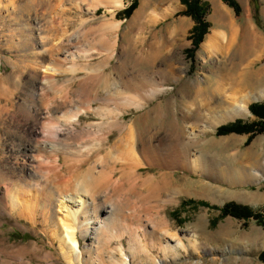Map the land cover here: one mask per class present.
<instances>
[{"label":"rangeland","instance_id":"rangeland-1","mask_svg":"<svg viewBox=\"0 0 264 264\" xmlns=\"http://www.w3.org/2000/svg\"><path fill=\"white\" fill-rule=\"evenodd\" d=\"M75 1L77 8L72 4ZM102 1L87 10L89 0H51L50 9L36 7V11L26 12L20 8L24 0H0V84L8 98V101L0 99V105L5 106L8 111L0 116V157L8 156L5 161L14 166L11 151L15 143H25L29 146L32 144V141H26L30 139L28 134L23 133L27 124L32 121L20 114V105L41 109L46 100L53 102L52 106L59 102L55 98L59 93H53L46 79L47 74L42 72L46 65L55 69L58 84L68 83L66 80L71 79L68 83H71V99L75 101V106L82 108L83 104H79L72 90L80 81L85 82L86 89L93 99L92 110L79 117L80 125L101 121L100 115L96 114H100L98 109L103 106V100L99 97L103 93L101 77L98 76L100 71L109 73L115 80L121 77L122 65L130 80H135L133 75L137 72H145L148 76L143 82L139 104L130 105L119 116L124 125L137 123V134L145 137L144 128H148L154 141L162 139L165 142L166 136H169L175 138V141L179 140L180 145L187 141L185 137L181 141V127L186 125L194 133L193 141L189 144L191 158L202 162V166L198 163L195 166H184L182 160L185 155H182V164L168 169L152 163L146 164L141 160L143 165L138 172L142 177L170 172L178 189L174 201L149 210L148 217L155 219L160 215L165 219L171 227L168 230V233L172 234L168 238L170 245L180 243L179 240L186 245L187 238L191 235L198 237L193 231L198 227H203L206 233L216 235V238L197 239L200 246L205 243L213 247V250L188 253L181 251L182 248L179 247L181 252H178L173 260L160 264H183L185 261L193 264H264L258 258L259 252L264 248V131H259L257 127L247 133H216L218 126L235 120L242 123L264 121L249 110L251 104H264V0H256L255 4L252 0H234L238 5V12L223 0H204L208 3L206 20L209 27L196 47L192 46L189 37L193 21L191 17L181 13L184 6L179 0L173 1L174 9L169 14L144 22H140L137 17L144 0H121L120 7L109 11L104 8ZM254 6L257 7V12H254ZM40 15L44 16V19ZM228 15L233 21L234 32L227 23ZM113 20H118L119 26L102 33L108 43H114L112 55L107 56V52L99 49L100 46L94 43L95 40L91 43L92 36L99 37L101 32L94 31L89 34L88 28ZM173 25L177 26L176 30L168 32V28ZM19 28H22L23 35ZM213 29H220L227 39H232L231 48L224 53H209L201 49V43ZM62 41L75 44L72 47L75 51L73 58L67 56L65 59V54H61L60 50L62 46L57 49ZM43 43L45 46L41 48ZM51 45L55 49L51 48ZM32 51H39L38 55L40 58L43 56V59L30 61L29 58L34 56ZM57 54L62 55L61 58L56 63L51 62ZM32 72L40 77L30 78L29 74ZM160 74L163 76L160 77ZM7 76L14 77L7 83ZM221 77L226 81L234 79L237 83L235 86L241 90L239 92L252 95L255 99L247 103L248 114L237 115L224 123L214 124L213 118L200 107L205 95H202L199 89L214 87L216 80ZM42 78L43 81H40ZM40 86L43 89H40ZM65 89L66 87H62V93ZM119 98L120 95H116L114 100ZM196 108L200 109V114L194 116L193 121L182 123L181 114L194 112ZM123 133V130L119 132L115 129L110 139L118 138ZM138 137L135 134V139ZM118 168L120 167H116L114 178L119 175ZM242 169L247 171L246 178L232 185L222 175L223 170L234 172ZM183 181H186L184 185ZM187 182L191 193H194L187 194L186 189L183 190V187L187 188ZM1 189L0 184V191ZM134 192L140 194L143 190L135 188ZM130 198L134 200L133 195ZM189 200L191 202H188ZM118 201L119 197L116 195L104 201L110 212L117 217L121 212ZM225 203L248 207L257 212L258 216L240 218L222 213L221 207ZM58 214L64 215L62 211ZM143 219L151 225L150 218ZM118 224L119 222L102 234V251L105 255L119 246L120 242L113 238L114 230L119 229ZM41 229L43 227L39 220L36 224H31L19 218L15 212L8 213L0 200V262L6 258L5 254H1L2 250L13 251L19 247L30 249L36 244L40 250L37 254L42 255L46 250H50L53 258L48 262L33 258V264H70L63 260L57 240L49 233L43 235ZM219 230L220 238L217 237L219 233H216ZM248 237H253L256 243H250ZM76 238L79 241L78 251L80 250L83 257V247L87 246L90 240L82 238L79 231H76ZM127 240V235L121 238L124 247ZM230 247L236 250L227 252ZM122 250L124 255L129 254L125 248ZM151 255L164 259L158 250H154ZM212 258L215 260H211ZM103 264L107 263L103 261ZM130 264L147 263L134 261Z\"/></svg>","mask_w":264,"mask_h":264},{"label":"bare ground","instance_id":"bare-ground-1","mask_svg":"<svg viewBox=\"0 0 264 264\" xmlns=\"http://www.w3.org/2000/svg\"><path fill=\"white\" fill-rule=\"evenodd\" d=\"M24 1L20 7L22 11L34 12L36 7L51 8V0ZM89 1L87 10L100 4V0ZM173 1L144 0L137 14L138 20L144 22L164 17L174 9ZM101 3L108 11L122 5L121 0H107ZM72 4L74 8H77L76 1ZM46 12L48 11L46 10ZM40 17L44 19V16L40 15ZM227 23L234 32V24L230 17ZM119 24L118 20H113L88 28L89 34H93L94 31L101 32L99 37L91 35V43L95 40L94 43L98 47L100 46L99 49L106 51L107 56L112 55L114 43H108L102 33L117 28ZM176 27L173 25L167 31L174 32ZM19 30L23 35L22 28ZM21 40L24 42L23 39ZM68 41H66L67 43L60 42L57 47V49L63 47L60 49L62 52L60 53L65 54V59L67 56L73 58L75 55V51L72 50L75 44ZM41 46L43 48L45 44L43 43ZM231 46L232 39H227L220 29H213L201 43V49L209 53L217 51L224 53ZM50 47L53 48L52 45ZM39 53V51H32L31 54L34 56H32L33 59L29 58L30 61L42 60L43 56L40 58ZM61 56L55 55L51 62L56 63ZM28 60L26 59V61ZM23 65L26 67V63ZM123 70L122 65L121 77L118 80L112 79L109 73L98 71L103 87H101L103 93L99 96L103 100V106L98 109L100 114L97 112L96 114L100 115L101 121L80 125L79 117L92 110L93 99L86 89L85 82L80 81L77 87L72 90L76 99L79 100V104H83L82 108L75 106V101L71 99V83L68 84L71 79H67L68 83L65 84L61 82L63 85H60L55 76V69L48 65L43 68L42 72L47 74L46 79L51 86L50 89L55 94L59 93L55 97L59 102L52 106L53 102L49 103V100H46L41 109L37 107H32V109L31 106L25 104L20 105V114L32 121L23 131L30 138L26 141H32V144L29 146L25 143H15L11 151L14 166L5 161L8 156L0 157V184L2 186L0 200H2L3 208L10 214L15 212L19 218L31 224H36L39 220L43 227L41 229L44 232L43 235L49 233L57 240L63 260L70 264H103V261L107 264H130L134 261L160 264L163 261L173 260L175 255L181 251L199 253L200 251L213 250V247L205 245V243L202 246L199 245V242L197 243V239L202 237L216 238V235L206 233L207 231L203 227L193 230L198 237L193 236L194 234L191 235L187 238L186 245L182 240H179L180 243L170 245L168 238L172 234L168 233V230L171 227L165 219L160 215L154 217L155 219L148 217L149 210L174 201L178 189L173 174L170 172L161 173L159 176L142 177L138 172V169L143 165L141 160L146 164L152 163L168 169L179 166V163L182 164L180 160V158L183 159L182 155H185L182 160L184 166H195L197 163L202 166V162L191 158L189 144L193 141L194 133L185 124L181 127V133H183L181 141L185 137L188 142L184 141L185 143L181 145L179 140L175 141V138H169V136H166L165 142L162 139L154 141L148 128H144L145 137H143V135L137 134V123L124 125L119 116L123 114L125 108L139 104L138 99L142 96L143 82L148 75L139 71L133 75L135 80H130ZM162 76L160 74V77ZM13 77H5L7 83L12 81ZM29 77L38 78L40 76L32 72ZM153 78L151 79L154 80ZM233 80L226 81L224 77H221L216 80L214 87L208 86L199 89L200 93L205 95V99L201 100L200 107L213 118L214 124L224 123L237 115L248 114L247 103L255 99L252 95L239 92L241 90L237 89L235 86L237 83ZM40 81H43V78ZM62 87H66L63 93ZM40 89L43 87L40 86ZM6 95L7 93H3L0 84V99L8 101ZM116 95H120L117 101L114 100ZM198 108L194 112L182 113L180 116L182 123L193 121L192 118L200 114ZM2 113L6 114L8 111L5 106L0 105V116ZM13 115L15 117L14 112ZM115 129L119 132L123 130L124 133L118 138L110 139V135ZM135 134L139 136L137 139H135ZM117 166L120 167V169L118 168L119 175L114 178ZM246 174L247 171L243 169L234 172L223 170L222 172L223 177L230 185L238 180L241 182L242 178H246ZM257 176L259 175L257 174ZM182 183L184 185L186 181ZM188 186L187 182V188L183 187V190L186 189L185 193H194H191ZM135 188H140L143 192L135 194ZM112 195L119 197L118 205H120L121 215L119 214L118 217L110 212L107 204H104V201L111 199ZM132 195L134 200L130 198ZM125 209L127 210L125 211ZM61 211L64 215L58 214ZM143 217L150 218V226ZM199 220L201 223V218ZM118 222L121 227L114 230L113 238L120 242L119 246L105 255L102 251V234L106 230L112 229ZM160 229L162 232H159ZM46 231L47 233H45ZM76 231H79L82 238L90 240H88L87 246L83 247L85 250L83 257L80 250L78 251L79 241L76 238ZM220 232V230L216 232L219 233L218 238H220ZM125 235L128 240L124 247L121 238ZM248 238H250V241L248 240L250 243H256L253 237ZM179 247L182 248L181 251H179ZM38 248L39 246L35 244L30 249L19 247L13 251L7 249L6 252L1 249L3 252L1 254H5L6 258L0 264H33L31 262L33 258L46 262L53 258L50 250H46L42 255L37 254V251H40ZM124 248L129 253L128 255H124L122 250ZM154 250H158L164 259L152 256ZM234 250L236 249L230 247L227 252ZM211 260H215V258ZM188 262L185 261L183 264H193V262Z\"/></svg>","mask_w":264,"mask_h":264},{"label":"trees","instance_id":"trees-1","mask_svg":"<svg viewBox=\"0 0 264 264\" xmlns=\"http://www.w3.org/2000/svg\"><path fill=\"white\" fill-rule=\"evenodd\" d=\"M181 5L184 6V10L181 12L184 15L191 17L193 25L190 30V39L192 40V46L196 47L203 39V36L207 32L209 23L206 20V15L208 12V3L204 0H179ZM226 4L233 7L235 12L239 11L238 5L234 0H223ZM256 0H252V3L255 4ZM133 4V3H132ZM254 12H257V7L254 6ZM249 110L252 114L259 117V119H264V104H251ZM257 127L259 131H264V121L257 120L253 123H242L240 120H235L230 123L222 124L217 127L216 133L223 134L231 131L238 133L241 132H252ZM188 202H191L189 200ZM221 212L225 214H230L235 217H257L258 213L253 212L250 208L239 206L237 204L225 203L221 207ZM264 226V224H263ZM258 258L264 262V248L259 252Z\"/></svg>","mask_w":264,"mask_h":264}]
</instances>
